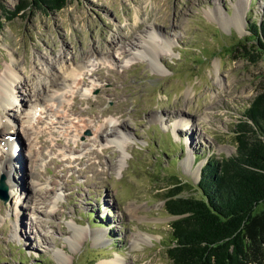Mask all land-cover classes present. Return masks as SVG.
Masks as SVG:
<instances>
[{
	"label": "rangeland",
	"instance_id": "374dc122",
	"mask_svg": "<svg viewBox=\"0 0 264 264\" xmlns=\"http://www.w3.org/2000/svg\"><path fill=\"white\" fill-rule=\"evenodd\" d=\"M20 3L0 0V79L16 70L26 99L7 105L0 86V114L14 120L0 133V264H172L165 194L178 180L181 196H199L206 160L235 153V124L264 90V52L228 49L264 21V0H67L8 19ZM154 27L172 40L160 65L133 53ZM49 61L67 77L61 104L34 105ZM105 123L131 139H98ZM10 153L21 160L12 184Z\"/></svg>",
	"mask_w": 264,
	"mask_h": 264
},
{
	"label": "trees",
	"instance_id": "16d2710c",
	"mask_svg": "<svg viewBox=\"0 0 264 264\" xmlns=\"http://www.w3.org/2000/svg\"><path fill=\"white\" fill-rule=\"evenodd\" d=\"M66 2L21 0L8 19L27 8L59 11ZM248 31L246 42L238 39L229 52L246 54L250 41L264 52V21ZM243 117L235 124V153L202 166L199 196H181L186 184L178 180L165 194L164 208L176 217L166 248L172 264H264V206L258 207L264 203V90Z\"/></svg>",
	"mask_w": 264,
	"mask_h": 264
},
{
	"label": "bare ground",
	"instance_id": "6f19581e",
	"mask_svg": "<svg viewBox=\"0 0 264 264\" xmlns=\"http://www.w3.org/2000/svg\"><path fill=\"white\" fill-rule=\"evenodd\" d=\"M147 37L145 36H142V39L140 41V46L138 47L139 49H136L134 50V54L136 55H144V56H148L149 59H150V62L152 65H160V63L158 62V58L156 57V55H158L160 52L159 51H163V48L164 47H169L172 43V40L171 39H168L167 37L165 36H161L160 37V34L159 32L156 30V28L154 27L153 29L149 30L147 32ZM132 44V42H130ZM145 48V49H144ZM125 50V49H124ZM136 55H133V56H136ZM139 55V56H140ZM104 58V57H103ZM47 61V60H46ZM106 60L103 61V64L105 63ZM50 62V61H49ZM76 67H78L79 69H82L83 66H80L79 64H75ZM50 66H52V62L50 63H45L43 65V67L41 68L40 72L42 74H47L49 75V78H48V89H45L44 92L46 93H43V94H39L37 93L36 97L33 95V97H35V99L33 100L34 102V105H38L36 103H40L41 101L43 102L44 100L46 101H52V104L58 106V104H61V100H60V96L57 95V93L64 87V84L67 82V77L64 76L63 74H59L58 72L57 73H50ZM66 69V68H65ZM50 73V74H48ZM68 76H71L72 74H67ZM83 77L85 76L84 73H82ZM14 79H18V75L16 73V70H13V69H10L9 72H7L3 77H1L0 79V86H1V95H2V99L5 101V103L8 105L12 104L13 102H16V101H19L21 104L23 103L24 104V100H26L24 97H22V94H18V93H14L13 89V85L12 83L14 82ZM84 79V78H83ZM69 80V79H68ZM84 83V80L82 81ZM48 91V93H47ZM30 95V94H29ZM31 96V95H30ZM29 100L31 101L32 99L29 98ZM27 100V101H29ZM73 109V110H72ZM5 110V108L3 109V111ZM70 110L71 111H75L74 109V104H72L70 106ZM5 112H3V115L0 114V133H2L3 131H5L6 129V120L4 121V117H7L9 118L11 121H14L12 119V116L11 114H7L5 115L4 114ZM14 118V117H13ZM158 118L157 116H155L154 119ZM111 122V121H110ZM181 122L183 123V125H189V120L188 119H185V118H182L181 119ZM112 123V122H111ZM110 123V124H111ZM109 123H105L103 125H100L98 127H95L94 129V133H95V136L98 138V139H102V138H110L108 139L109 141H114V142H117L118 144H121V143H124L131 139V136H128V135H125L123 132H119L118 134L116 135H110L112 133H108L107 130L109 129V127H113V126H110ZM118 123H116L115 125H117ZM176 124V123H175ZM178 125V124H177ZM180 125V124H179ZM182 125V124H181ZM88 126V124L86 123L85 127ZM31 128H29L28 131L31 132V135L34 134V132L32 130H30ZM111 129V128H110ZM3 135V134H1ZM111 136V137H109ZM36 139H39L41 138V134H37L35 136ZM124 146V145H123ZM122 146V147H123ZM12 148V147H11ZM18 148V147H17ZM14 150V149H13ZM7 157V161L6 162H3V166L2 168H5L6 171V183H11V174H12V168L15 167L13 164H14V161L18 164L21 162V160H16V158H14V156H12V153L10 154H7L6 155ZM19 158H21L23 160V158L20 156ZM185 162H188V158H186ZM16 164V166H17ZM17 167H15L16 169ZM19 169H21V166H19ZM21 172L22 169H21ZM31 177V176H30ZM20 181L24 179V175H20L19 177ZM34 185V184H33ZM36 187H38L37 184H35ZM33 189V188H32ZM37 189L36 188V194H37ZM46 190V189H45ZM44 190V191H45ZM34 191V190H33ZM46 192V191H45ZM34 196V194H33ZM32 196V198H33ZM19 225V224H18ZM15 227V226H14ZM76 230V229H75ZM83 228L79 227V229H77V232L79 233L80 231H82ZM100 232L103 231V230H99ZM78 235V234H77ZM102 236L104 237V234L102 235V233L97 237H94V241H102ZM149 237L152 238V235H149ZM73 240H78V237H74ZM142 241L146 240L144 238H141ZM147 240H150V239H147ZM57 254H59V252H57ZM96 264H123V262L121 260H112V261H105V260H102V261H99L97 262Z\"/></svg>",
	"mask_w": 264,
	"mask_h": 264
},
{
	"label": "water",
	"instance_id": "95a60500",
	"mask_svg": "<svg viewBox=\"0 0 264 264\" xmlns=\"http://www.w3.org/2000/svg\"><path fill=\"white\" fill-rule=\"evenodd\" d=\"M4 187V186H3ZM176 218V217H175Z\"/></svg>",
	"mask_w": 264,
	"mask_h": 264
}]
</instances>
